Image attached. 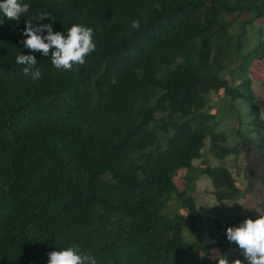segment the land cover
<instances>
[{
  "label": "trees",
  "instance_id": "obj_1",
  "mask_svg": "<svg viewBox=\"0 0 264 264\" xmlns=\"http://www.w3.org/2000/svg\"><path fill=\"white\" fill-rule=\"evenodd\" d=\"M24 2L27 13L0 24V264H48V253L73 243L97 264H217L210 248L242 252L217 223L220 241L202 244L196 200L173 178L184 170L191 185L205 176L216 203L242 197L224 164L202 161L197 175L192 166L205 143L218 162L234 153L202 112L227 90L230 65L248 117L236 134L264 169V122L248 75L264 60L254 26L264 0ZM41 13L53 20H36ZM241 14L251 17L235 33ZM26 20L65 35L73 24L91 27L96 50L78 70L57 69L52 49L43 56L21 43ZM18 54L36 58L40 79L24 75ZM180 221L198 242L183 241Z\"/></svg>",
  "mask_w": 264,
  "mask_h": 264
},
{
  "label": "rangeland",
  "instance_id": "obj_2",
  "mask_svg": "<svg viewBox=\"0 0 264 264\" xmlns=\"http://www.w3.org/2000/svg\"><path fill=\"white\" fill-rule=\"evenodd\" d=\"M250 15L241 14L237 16L232 31L237 32V26ZM255 27H261L264 34V19L255 21ZM246 29V28H245ZM255 29L252 30V33ZM230 65V68H233ZM226 70L222 73V78L227 82L226 91L219 90L217 94L209 96V105H205L202 112L209 116H214L207 124L211 125L215 130L225 133L227 137L226 147L234 153L226 157L223 162L213 159L207 149L205 143L200 160L192 162L194 175L203 169L202 161L210 166L224 164L234 179L235 187L241 192L242 197L230 201L216 203L210 195L211 186L209 180L205 176H198V179L191 185L185 184L184 170H179L173 178V184L177 191L185 190L186 193L196 200L197 209L199 211L201 221L199 223L201 231L202 244H217L220 239L215 233V224L218 227L227 229L229 227H238L245 219L258 218L261 214L259 204L264 202V169L255 163L253 149L247 143H242L236 134L237 130H242L245 126V119L248 120L246 109L241 103L239 90L235 88L238 85V79ZM248 75L251 80V87L255 93L256 102L260 111L261 118L264 122V60L253 62L248 68ZM231 104V106H229ZM158 118V115H156ZM238 121L241 125L238 126ZM171 208L175 209L174 205ZM179 214L185 218V210L179 209ZM181 237L187 244L198 242L191 233L187 224L180 221ZM198 259L202 257V253L193 251ZM209 260L217 261V256H226L229 264L233 260L240 259L242 264H248L244 260L242 252L235 253L228 250L224 254H220L216 248L209 249ZM192 255V254H191Z\"/></svg>",
  "mask_w": 264,
  "mask_h": 264
},
{
  "label": "clouds",
  "instance_id": "obj_3",
  "mask_svg": "<svg viewBox=\"0 0 264 264\" xmlns=\"http://www.w3.org/2000/svg\"><path fill=\"white\" fill-rule=\"evenodd\" d=\"M30 10V5L24 0H0V24L4 18L9 21H18L22 15ZM51 19L48 14L41 13L36 20ZM140 21L133 19L131 28L139 30ZM47 32V35H41ZM23 35L27 37L21 43L27 49L49 56L51 63L57 69L64 71L78 70L86 63V57L96 50L94 30L80 24H73L65 35L64 32L53 33L51 24L35 27L31 20L25 21ZM18 65H23L25 76L30 75L33 81L41 78V72L36 65L38 61L33 55L18 54L15 58ZM115 79L112 80L114 84ZM226 238L234 242L242 250L244 260L248 264H264V214L258 219H245L238 227L226 229ZM48 264H97L96 258L87 251H82L79 244L59 251L48 253ZM217 264H229L226 256H217ZM231 264H242L240 259Z\"/></svg>",
  "mask_w": 264,
  "mask_h": 264
}]
</instances>
